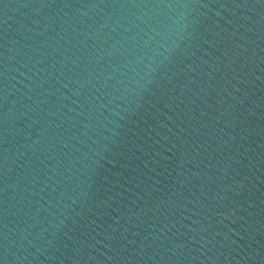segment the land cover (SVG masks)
Here are the masks:
<instances>
[{"label": "water", "instance_id": "1", "mask_svg": "<svg viewBox=\"0 0 264 264\" xmlns=\"http://www.w3.org/2000/svg\"><path fill=\"white\" fill-rule=\"evenodd\" d=\"M0 264H264V0H0Z\"/></svg>", "mask_w": 264, "mask_h": 264}]
</instances>
